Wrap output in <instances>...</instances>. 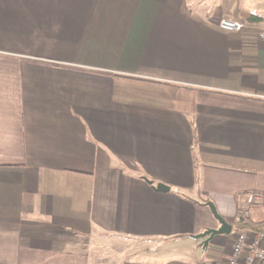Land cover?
<instances>
[{
  "label": "crops",
  "instance_id": "obj_1",
  "mask_svg": "<svg viewBox=\"0 0 264 264\" xmlns=\"http://www.w3.org/2000/svg\"><path fill=\"white\" fill-rule=\"evenodd\" d=\"M262 31L264 0H0V264H227L264 231Z\"/></svg>",
  "mask_w": 264,
  "mask_h": 264
},
{
  "label": "built area",
  "instance_id": "obj_2",
  "mask_svg": "<svg viewBox=\"0 0 264 264\" xmlns=\"http://www.w3.org/2000/svg\"><path fill=\"white\" fill-rule=\"evenodd\" d=\"M246 25L245 21L235 19H222L219 23L220 29L226 33L240 32ZM259 37L264 41V31L259 34ZM258 199H260L259 194L254 193L249 196L250 202ZM244 217H248L247 212L244 213ZM227 264H264V231L251 235L237 233L234 238L232 256Z\"/></svg>",
  "mask_w": 264,
  "mask_h": 264
},
{
  "label": "water",
  "instance_id": "obj_3",
  "mask_svg": "<svg viewBox=\"0 0 264 264\" xmlns=\"http://www.w3.org/2000/svg\"><path fill=\"white\" fill-rule=\"evenodd\" d=\"M158 190L162 191V192H167L168 188L165 187L163 184L158 186ZM207 206L209 207L213 217L215 218V220L218 222L219 227L218 228H214V229H207L205 232H203L202 234H200L199 236H197L198 239H205L204 240V245L207 246L208 243L215 237V236H220V235H230L231 231H232V225L228 224L224 218H222L218 212L217 209L215 207V205L213 203H208Z\"/></svg>",
  "mask_w": 264,
  "mask_h": 264
},
{
  "label": "trees",
  "instance_id": "obj_4",
  "mask_svg": "<svg viewBox=\"0 0 264 264\" xmlns=\"http://www.w3.org/2000/svg\"><path fill=\"white\" fill-rule=\"evenodd\" d=\"M251 17H254L253 15H251ZM236 226L237 229H251V230H255V232L257 231V229H260V227L264 226V224H253L249 221H247L246 217H244L243 211H239L238 213V220L236 221ZM259 231V230H258ZM263 231V230H260Z\"/></svg>",
  "mask_w": 264,
  "mask_h": 264
},
{
  "label": "rangeland",
  "instance_id": "obj_5",
  "mask_svg": "<svg viewBox=\"0 0 264 264\" xmlns=\"http://www.w3.org/2000/svg\"><path fill=\"white\" fill-rule=\"evenodd\" d=\"M119 248L121 249L122 252H119V254L123 257L125 255H122L121 253H126L128 254V247L119 245Z\"/></svg>",
  "mask_w": 264,
  "mask_h": 264
}]
</instances>
